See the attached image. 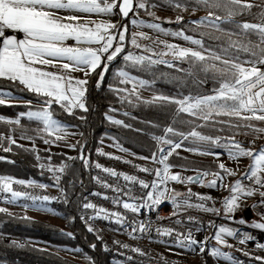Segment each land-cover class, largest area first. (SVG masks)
I'll return each mask as SVG.
<instances>
[{"label":"snow or ice","instance_id":"6c2138e0","mask_svg":"<svg viewBox=\"0 0 264 264\" xmlns=\"http://www.w3.org/2000/svg\"><path fill=\"white\" fill-rule=\"evenodd\" d=\"M198 4L204 5L209 9H215L223 11L226 19H229L239 14L244 9H251L253 5L246 3L244 0H196ZM173 6L177 9L185 8V5L172 0ZM156 7L155 4H150L149 0H112L111 3L108 0H0V40H2V47H0V78H5L13 82H19L26 90L34 95L41 97L39 103L42 105L38 109L31 107L32 101H26L28 110L18 114L16 119H8L0 116V121L7 124L20 125L21 118H27L30 121L38 122L42 127L40 131L47 133L48 135H55L56 140L63 138L66 135V127L61 122L53 118L51 107L54 103L64 108L71 114L74 108H80L87 111L85 104L86 88L84 87L88 81L86 79H74L71 75H65L63 72L71 73L74 71H83L85 76L102 63V60L106 58L107 61H111L123 51V46L126 40L127 26H123L117 36V26L111 22H103L93 20V15L100 16L103 14H116L117 12L123 17L127 18L130 12L134 15L138 14L135 10L148 11L150 8ZM59 13H66L60 15ZM82 14V15H78ZM215 17V20L207 19V22L212 24L219 30L215 21L222 19L221 16L216 15V12L210 11L209 17ZM177 20H182V17H177ZM83 21V23L81 22ZM205 21H199L194 23H204ZM133 25L137 24V21L133 19L131 21ZM158 31H164L159 25H149ZM242 32L247 34L253 32L258 36V42L253 46L251 42L249 44H235L231 43L230 47L243 50L245 52H251V59L240 61L239 57L234 59H225L222 55L216 53L214 50L205 49L208 55L204 52L182 49L176 45H165V47L172 49V55L178 58L191 57L193 61L204 62L206 60L218 61L223 67H219L216 63H202L201 68L205 72L216 71L219 72L223 79L219 81L218 87L213 90L212 95L207 96H187L181 98H173L166 96H154L152 101L146 103H156L160 101H166L177 105V111L187 113L190 116L197 117L207 124L211 122L213 125L216 123L224 124L228 129L248 127L252 128L251 124L240 125L234 124L229 121H214L213 116L225 115L229 117H235L242 120H258L264 121V71H262L257 65L264 64V23L251 24L243 23L239 25ZM6 30L13 32L23 33V39H17L15 36H6ZM178 36H182L190 43L203 48V42L199 39H193L192 37L185 36L183 32L176 33ZM75 41L77 46H68L66 41ZM114 42L116 46L114 47ZM131 44L135 47H140L137 43L136 35L131 38ZM80 45H88L87 47H81ZM97 45L98 47H92ZM147 51V49H145ZM227 54V49L224 50ZM165 52L161 55H168ZM124 59L133 65H151L154 63H167L166 61L152 60L150 57L137 56L129 53ZM57 64L63 69V72H51L44 70L42 66L55 67ZM249 65L245 67L244 65ZM41 66V67H38ZM171 66V65H170ZM106 70V69H105ZM122 84H132L133 88L131 92L129 89H114L117 93H128V97H125L127 102L131 103L129 98L136 92V85L141 87L147 84L146 81L139 80L133 77L129 72L120 70L117 73ZM103 76H101V80ZM19 99L10 92L0 90V105H5L7 100ZM139 100V96H136ZM11 106V105H9ZM247 113V115H243ZM127 115V113H125ZM115 124H122V121L112 120ZM201 125H197L195 128L187 133L177 132L173 127H166L162 136H154L153 139L157 141L158 145L167 144L169 147L167 150L163 147L158 148V152H154L151 157H140L141 159L151 160L154 163L161 165L156 169H150L144 166H136L139 171L153 175L154 179L151 183L139 179L134 175H127L118 173L114 169L104 168L97 163L96 168L101 169L103 172L108 173L113 177L121 176L124 181L131 184H138L142 189L147 190L142 196L133 197L129 195L128 200L116 199L114 204L121 206L123 209L139 214L143 209L145 211H155L158 206L165 200L169 201L175 208L173 214H178L181 206L195 207L206 212H218L219 210L208 207L206 201H210V196L193 194L191 189L188 190L184 200H178V197L185 195L176 192L169 187L170 182L180 184H199L202 187L209 188H226L230 191L231 195L223 201V208L225 214H231L236 208L239 207V201L242 197L253 196L257 192L264 197V176L260 173H264V149H261L259 153H254L250 148L245 149L239 142L235 141V135L238 133H232L227 137H213L202 134L196 128ZM223 131V129H220ZM257 132H264V129H254ZM63 134V135H61ZM178 135L181 137L179 142L169 139V135ZM23 139H32L28 136H22ZM192 138L193 142H203L212 147H221L225 149V152L229 159L234 162H238L241 157H250L253 159V164L250 166V171L245 173V178L250 181H254L256 187H245L242 181H237L234 185L225 184V178L227 175H235L231 169H228L223 162L218 164L219 171L208 172L205 170H195L196 175L182 176L179 173L173 174L171 169L175 165L168 163L169 157L173 155L176 149L181 148L183 141ZM5 139L3 134H0V142ZM11 144H15L16 140L12 136L8 137ZM41 139H44L41 137ZM45 144H53V140L44 139ZM74 147V146H72ZM10 150V149H5ZM36 151L35 148L32 149ZM185 151H190L199 155H211L215 159H219L221 155L225 153L214 152L211 147L201 148L193 147L186 148ZM101 155H106L100 152ZM84 159L83 154L80 157ZM119 159V157H111ZM37 159L39 160V153L37 152ZM73 159V158H69ZM51 160V157H48ZM127 162V161H125ZM87 160L85 164L87 165ZM41 168H45L44 164L40 165ZM67 168L66 164H61L58 168L53 167L50 163L47 165V170L53 173L55 180L58 182L60 176L57 173H63ZM186 170V169H184ZM208 176H212V179L205 184V179ZM97 182L101 181L99 178ZM219 181V183H218ZM22 186H36L39 188H46L47 185L38 184L35 181H25L16 179L13 177L0 176V193H8L10 196L3 197L8 203H15L19 199L23 198L30 200L33 204H44L51 202L53 199L47 195L39 196L33 195L27 192H21L13 189V185ZM104 187H112L106 182ZM116 192L122 191L119 188L113 189ZM130 193V189H129ZM129 193H126L128 195ZM99 195V194H95ZM195 195L198 201L201 203H191V197ZM107 199V196L103 197ZM27 207V205H25ZM85 209H93L95 215L90 217L103 218L112 220L117 224L123 225L125 217L119 212H112L98 207L93 203H85L83 205ZM38 210H49L39 208ZM0 212H7L6 208H0ZM25 219H28L25 217ZM191 219V218H189ZM243 222V221H242ZM255 228L264 230V222L255 223ZM88 230L91 232L93 228L90 226ZM147 231L145 222L141 221L136 226L132 227V233ZM160 235L170 236L173 233V229H156ZM226 236L233 237L235 232L230 228L220 227L212 237L217 243L226 247H231L227 244ZM177 243L181 247H187L194 250L199 248L200 252L205 251V246L208 242L206 237L204 240H196L191 233L186 236L183 233H177ZM134 238V237H133ZM245 239H252L251 236H247ZM245 239H241L240 243H245ZM22 247L23 245H16ZM127 248V245H122ZM93 248L95 245L92 246ZM133 252H137L140 255L145 253L138 248L131 249ZM211 255L222 258L226 261H233L236 264L234 258L230 253L221 251L220 248L210 249ZM129 260L132 257H128ZM264 264V257H256Z\"/></svg>","mask_w":264,"mask_h":264},{"label":"trees","instance_id":"16d2710c","mask_svg":"<svg viewBox=\"0 0 264 264\" xmlns=\"http://www.w3.org/2000/svg\"><path fill=\"white\" fill-rule=\"evenodd\" d=\"M253 1V7L250 10L244 9L229 20L224 18L223 11L209 9L198 4L196 0H177L187 8L197 9L207 14L210 11L216 12V15L222 17L216 23L219 30L213 25H195L189 20L160 22L159 24L165 29L176 33L182 31L190 37L201 40L207 49L222 54H225L224 50L227 49L225 55L239 57L241 61H245L252 58L251 52L230 47V44L246 45L251 42L254 46L258 42V36L255 33L245 34L239 27L243 23H264V0ZM149 3L170 11L180 12L182 9L175 8L172 0H149ZM135 11L142 17L148 12L145 10ZM135 17L136 14L134 15L133 12H130L127 18L120 15L115 34L118 36V29L127 26L128 31L123 46L125 50L123 49L111 62L105 60L91 73L85 94L87 111L77 110L69 114L56 103L51 107L54 119L77 128L81 133V139L76 147V156L73 159L62 155L38 152L39 155L47 157V159L50 156L51 162L54 164L67 165L59 183L67 202L53 205V207L63 215L68 231H63L45 221L19 214L0 212V264H112V258L104 249L103 243L79 219L82 202L93 191V159L105 136L113 138L121 148L132 154L139 157H151L154 152H158L159 148L153 137L164 135L163 130L168 126L173 127L177 132L187 133L197 125H201L196 130L213 137H227L232 133H238L235 135L237 137L247 130L248 127L228 129L226 125L220 123L213 125L208 122L205 124L204 121L193 116L178 112L176 104L166 101L146 103L147 101L137 100L130 96L131 103H129L125 98L120 97L121 93L114 91V89L126 87L125 84L120 83V78L117 75L120 70H125L147 81L150 84L148 87L150 91L173 98L212 95L213 90L218 87L219 81L223 79L219 72L202 70V63H216L219 67H223L218 61L211 59L196 62L188 57L173 62L171 66L133 65L126 61L124 56L130 48V22ZM213 18L215 17L213 16ZM147 20L154 21L150 18ZM101 76H103L102 80ZM0 90L10 92L25 102L32 101L31 107L39 108L33 104L39 103L42 98L26 90L19 82L0 78ZM10 105H0V116L16 119L19 113L28 110L26 103ZM109 115H114L123 123L111 122L108 119ZM225 120H231L234 124L242 123V119L239 118H225ZM41 127L36 121L21 118L20 125L0 122V134H12L15 137L28 136L35 141H40ZM169 139L179 142L181 137L170 134ZM182 145L206 148L204 145L191 144L189 139L183 141ZM82 154L84 159L80 158ZM85 160L88 162L87 165ZM168 163L175 165L173 168L186 169V171H219L217 163L192 161L176 154L169 158ZM0 176L25 181L34 180L44 184L52 182L49 173L43 172L38 167L36 151L11 144L6 138L0 142ZM204 228L213 231L214 225L204 224ZM34 241L79 250L86 254L89 260L85 263H77L55 252L33 245L31 242ZM93 245H95L94 248ZM239 257L242 258V256Z\"/></svg>","mask_w":264,"mask_h":264},{"label":"rangeland","instance_id":"374dc122","mask_svg":"<svg viewBox=\"0 0 264 264\" xmlns=\"http://www.w3.org/2000/svg\"><path fill=\"white\" fill-rule=\"evenodd\" d=\"M109 3L112 2V0H108ZM246 3H251L253 4V0H244ZM142 10V9H141ZM143 11V10H142ZM60 15H65L66 13H59ZM82 15V14H78ZM177 17H182V20H189L195 25H203V26H210L212 24L207 22L206 18L215 20L213 17H209V14L199 11L197 9H192V8H182L180 12L176 11H170V10H165L160 7H154L150 8V10L142 15L140 13L136 14V17L133 18L137 21L136 25H133L130 22V28H131V36H130V48L126 55L129 53L137 55V56H146L150 57L152 60H159V61H166L167 63L161 62V63H154L151 64L152 66H159V65H171L173 62H178L180 60H183L181 58H178L174 55H172V49H169L165 47V45H176L179 46V48L182 49H191V50H196V51H201L204 52L205 55H208L207 52H205V48H203L194 45L190 43L188 40H185L182 36L176 35V32L170 30V29H165L159 24L160 22H178ZM93 20L97 21H103V22H111L115 25H117L119 19H120V14L117 12L116 14H103L100 16L93 15L91 17ZM147 18L153 19L152 20H147ZM132 19V20H133ZM131 20V21H132ZM179 20V21H182ZM199 21H205L204 23H194V22H199ZM83 23V21H81ZM217 23V21H215ZM159 25L161 29H164V31H158L152 27H149V25ZM184 34V33H183ZM6 36H15L17 39H23L24 35L23 33L20 32H13L11 30H6L5 32ZM133 35H136L137 43L140 45V47H135L131 44V38ZM185 36H188L184 34ZM190 37V36H189ZM193 38V37H192ZM195 39V38H193ZM66 45L68 46H77L75 41L73 40H68L65 42ZM81 47H87L88 45H80ZM114 47L116 46V42H114ZM0 47H2V40H0ZM92 47H98L97 45H92ZM125 50V48L123 47ZM147 49V51H145ZM169 53L168 55H161L162 53ZM216 52V51H215ZM121 53V52H120ZM119 53V54H120ZM220 55L223 56L225 59H234L232 56H228L219 52H216ZM118 54V55H119ZM116 55V56H118ZM125 55V56H126ZM115 56V57H116ZM124 56V57H125ZM106 60L104 58L102 60V63ZM114 60V59H113ZM112 61V60H111ZM108 61V62H111ZM241 61V60H240ZM101 63V64H102ZM100 64V65H101ZM99 65V66H100ZM245 67H248L249 65L245 64ZM38 67H41L38 65ZM44 67V70L46 71H51V72H57L61 73L63 72V69L60 67L59 64H57L55 67L52 66H42ZM262 71H264V64H259L257 65ZM88 74L85 76L83 71H74L71 73L63 72L65 75H71L74 79H86L88 81L90 75ZM131 74V73H130ZM132 75V74H131ZM133 77H136L139 80H143L137 76L132 75ZM145 81V80H143ZM147 82V81H146ZM88 83L84 86L87 89ZM127 89H129V92H131V89L133 88L132 84H125ZM150 84L147 82V84L143 87L140 85H136V92L133 93L131 96L135 97L138 95L139 100L143 101H152L154 96H161L159 94H156L148 89ZM123 88V89H125ZM129 94L128 93H123L121 92L120 97L125 98ZM85 102V101H84ZM20 103H25L24 100L21 99H15V100H7L6 104H20ZM5 104V105H6ZM36 107H41L42 105L40 103H34ZM77 110H82L80 108H74L71 113ZM68 112V111H67ZM69 113V112H68ZM187 114V113H186ZM243 115H247V113H244ZM108 117H111L112 120H119L117 117L114 115H109ZM6 118V117H5ZM26 118V117H25ZM196 119H199L195 117ZM225 118H230L234 119L235 117H229L225 115H219V116H213L214 121H227ZM10 119V118H8ZM201 120V119H199ZM111 121V120H110ZM120 121V120H119ZM203 121V120H201ZM2 122V121H0ZM60 122V121H59ZM112 122V121H111ZM62 123V122H61ZM66 127V135H63V138L60 140L55 139V135H48L47 133H44L41 131L40 133V139L43 137L44 139H49L53 140V144H45L44 139H41L40 141H35L33 139H23L21 137H15L12 134H6L4 137L9 141L8 137L12 136L16 140V145H20L23 147H27L29 149H36V152H41V153H49V154H54V155H62L68 158H75L76 156V147L81 139V133L77 128H74L72 126L66 125L62 123ZM240 125H246V124H251L253 127L252 128H247L245 133L240 134L239 136L235 137V141L239 142L245 149H251L254 153H259L261 149H264V132H257L254 129H264V121H258V120H242V123H238ZM185 141V140H184ZM189 142L191 144H197V145H204L206 148L211 147V150L214 152H221L225 153L224 155H221L219 159H215L211 155H199V154H194L190 151H185L186 148H193L189 146H183L181 148H178L175 150L173 154H176L178 156H181L183 158L192 160V161H197V162H214L219 164L220 162H223L225 166L228 169H231L233 172H235V175H227L225 178L224 183L228 185H234L237 181H242L245 187L251 186L250 180H247L245 178V173L250 171V166L253 164V159L250 157H241L238 162H234L233 160L229 159L225 149L221 147H212L210 145H207L203 142H193L192 138H189ZM74 146V147H72ZM102 149L107 150L111 152L114 155H118L121 157H139L135 154H132L129 151L124 150L119 146V144L110 137H104L101 142L100 146ZM159 147L165 148V150L168 149V145H159ZM98 150V149H97ZM40 159H37L38 162V167L46 173H49V177L52 180V182L49 184H44L37 182L38 184H43L47 185L48 187L46 188H39L36 186H22V185H13V189L21 192H27L29 189H37L42 192H46L45 195H49V193H56L60 189V181L62 179L63 173H57V175L60 176V180L57 185V181L54 178L53 173L49 172L47 170V165L50 163L53 167L58 168L61 164H54L47 159V157H44L42 155H39ZM170 158V157H169ZM151 163L153 166V169H156L158 167H161V165L152 162L151 160H147ZM44 164L45 168H41L40 165ZM181 173L182 176H190L191 173H197L196 171H186V170H181L178 169ZM178 171V172H179ZM260 175L264 176V173H260ZM212 179V176H208L205 179V184H207L208 181ZM34 181V180H31ZM219 183V181H218ZM169 187L174 189L176 192L185 194L180 197H178V200H184L186 197V194L188 193V190L191 189V192L193 194H201V195H206L210 196L212 199L210 201H206L208 204V207L214 208L219 210L218 212H208V215L210 214V222H214V219L217 218L219 222H217L214 225L213 231H208L204 228V224L209 226V222L206 221V219L202 222H199L198 229L201 231H205L207 236H208V242L205 247V251L200 252L196 248L194 250H191L187 247H181L179 246L178 243H172V244H156L153 245L154 251L159 255L160 257L167 259V260H172L176 262L177 264H233V261H226L222 258L215 257L211 255L210 249L212 248H220L221 251L230 253L231 256L234 258V261L236 264H252L256 263L253 261H249L247 259H243L239 256H241L238 253H234L230 250L232 245L236 243L238 240H240L239 236H245L246 230H249L253 234H264V230L255 228L253 225L255 223H260L264 222V197L260 195L259 192H257L253 196H245L242 197L241 200L239 201V207L234 210L233 213L231 214H225L224 208H223V201L228 198L231 193L229 190L226 188H209V187H202L199 184H180V183H169ZM256 185L254 184V186ZM25 189L27 191H25ZM261 191H264V189H261ZM28 193V192H27ZM10 194L8 193H1L0 194V208H6L7 212L12 213V214H19L23 216H27L30 218H34L40 221H45L48 222L58 228H60L63 231H68L65 219L61 213H59L57 210L54 209L53 205H59L61 203L58 202H48L44 204H33L32 201L26 200V199H19L15 203H8L6 202L3 197H8ZM43 196V195H42ZM195 196V195H193ZM196 197V196H195ZM27 205V207H25ZM250 207L252 210V219L250 221H246L244 219V211ZM39 208L43 209H49V210H38ZM243 221V222H242ZM202 225V226H201ZM220 227L224 228H230L235 232V236L233 237H228L225 235V239L227 241L228 245H231V247H226L224 245H221L217 243L215 240L212 239L214 234L217 232V230ZM33 245H36L40 248L50 250L52 252H55L65 258H68L72 261H75L77 263H85L89 260L88 256L84 254L83 252L79 250H73L69 248H63V247H56L52 246L49 244H45L42 242H31ZM167 255V256H165ZM112 264H123L120 261L112 260Z\"/></svg>","mask_w":264,"mask_h":264},{"label":"built area","instance_id":"2783aa9c","mask_svg":"<svg viewBox=\"0 0 264 264\" xmlns=\"http://www.w3.org/2000/svg\"><path fill=\"white\" fill-rule=\"evenodd\" d=\"M100 152H103L106 155H101L99 154ZM111 157H119V159ZM97 163L104 168L114 169L118 173L134 175L149 183L154 179L153 175L139 171L136 166H144L150 169H153V166L149 161L141 159L140 157H121L114 155L101 147H99L95 153L93 159V191L84 198L82 202V210L79 213V219L87 228L90 226L93 228L92 232L103 243L104 249L109 253L112 260L120 261L123 264H177L172 260H167L157 255L153 249V244L177 243V233H183L185 236L188 233H191L194 239L198 241L204 240L206 237L208 238V236L205 231L198 229L199 222L206 219V221L209 222V226L215 225L219 222L217 218L214 219V222H210V214L208 215V212L195 207L181 206L178 214L174 215L173 212L175 211V208L167 200L160 204L155 211L148 212L142 209L139 214H137L125 210L121 206L114 204L113 201L118 198L128 200L129 195L139 197L147 190L142 189L138 184H131L124 181L121 176L113 177L108 173L103 172L101 169L95 167ZM178 171L179 170L176 168L171 169L173 174H180L181 172ZM196 174L197 173L190 172V176ZM97 177L101 181L100 183L95 179ZM105 182L112 187H104L103 184ZM249 184L254 186V181H250ZM114 188H119L122 191L118 193L113 190ZM25 191L27 190L25 189ZM27 192L39 196L46 194L45 191L42 192L37 189H29ZM126 193L129 194L126 195ZM48 196L55 198L52 200L54 202H67L61 188L56 193H49ZM104 196H107L108 198L104 199ZM85 203H93L98 207L107 209L108 211L121 213L125 217L124 224H117L112 220L103 218L90 219V217L95 215V212L93 209H85L83 207ZM191 203L196 204L201 203V201H198L195 196H192ZM141 221L145 222L147 231L144 233H132V227L136 226ZM158 228L173 229L174 231L172 235L164 236L156 231ZM247 236H251L252 239H245ZM243 239H245V243L241 244L240 240H238L232 245L230 250L234 253L240 254L243 259L262 264L260 260L255 258L264 257V234L260 235L246 232ZM122 245H127L128 247L125 248ZM134 248L141 249L145 255L142 256L137 252L131 251V249ZM196 249L200 251L198 247H196ZM128 257H132V259L129 260Z\"/></svg>","mask_w":264,"mask_h":264},{"label":"water","instance_id":"95a60500","mask_svg":"<svg viewBox=\"0 0 264 264\" xmlns=\"http://www.w3.org/2000/svg\"><path fill=\"white\" fill-rule=\"evenodd\" d=\"M253 215H252V210L250 207H248L245 211H244V219L246 221H250L252 219ZM247 232H250L249 230H246Z\"/></svg>","mask_w":264,"mask_h":264},{"label":"crops","instance_id":"0c3cea01","mask_svg":"<svg viewBox=\"0 0 264 264\" xmlns=\"http://www.w3.org/2000/svg\"><path fill=\"white\" fill-rule=\"evenodd\" d=\"M239 237H240V238H239L240 240L244 238L243 235H242V236H239ZM156 244H157V243H154L153 245H156ZM165 256H167V255H165Z\"/></svg>","mask_w":264,"mask_h":264}]
</instances>
